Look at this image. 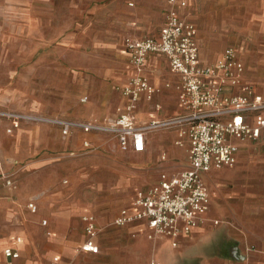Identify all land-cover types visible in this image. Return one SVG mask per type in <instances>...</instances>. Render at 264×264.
<instances>
[{"label":"rangeland","instance_id":"rangeland-1","mask_svg":"<svg viewBox=\"0 0 264 264\" xmlns=\"http://www.w3.org/2000/svg\"><path fill=\"white\" fill-rule=\"evenodd\" d=\"M101 1L0 0L1 91H12L23 107L30 105L46 115L69 118L84 116L89 107L103 109L114 103L118 97L115 85L123 78L125 63L120 51L122 40L132 32L129 22L136 20L142 34H150V28L159 23L162 0L97 4ZM235 20L241 28L244 21ZM263 42H249L250 57L245 61L257 68L258 84H264V72L259 71ZM85 96L88 100L83 102ZM100 133L106 137L93 149L77 150L72 155L69 145L49 152L47 168L52 170L45 178L57 177L59 182L46 186L47 190L22 188L21 200L26 204L41 197L45 212L50 202L61 199L72 208L89 207L102 218L103 253L91 255L73 248L67 255L69 264H148L154 255L152 245L126 228L110 225V219L135 188L156 184L160 168L151 162L142 164L134 153L120 149L114 134ZM30 161H22L18 167L28 168ZM231 168H264V135L244 149L237 165L213 168L203 176L211 192V217L219 223L209 222L204 232L186 243L194 249L199 247L194 264H201L207 245L218 248L208 254L209 264H240L244 260L254 264L264 255L255 252L258 246L254 242L255 237H264V181L245 173H227ZM65 178L70 181L63 183ZM14 190H20L19 180ZM23 209L27 211L24 205ZM26 216L20 214L10 224L0 220V235L22 231L25 238L26 252L11 264H49V250L54 244L40 220L50 217L37 220ZM78 222L70 221L65 239L79 237L82 225Z\"/></svg>","mask_w":264,"mask_h":264},{"label":"crops","instance_id":"crops-1","mask_svg":"<svg viewBox=\"0 0 264 264\" xmlns=\"http://www.w3.org/2000/svg\"><path fill=\"white\" fill-rule=\"evenodd\" d=\"M112 0H103L97 4H108ZM185 1V6H178L179 14L186 20L192 22L197 28V42L199 45V61L201 65H210L216 62L223 51L227 47H233L236 51L238 59L244 65V72L242 76V83L252 87V91L264 97V84L257 83V68L252 65H246L245 61L249 59L250 49L249 42L256 40L259 42L264 40V0H179ZM162 14L159 17V23L150 28L148 35L142 34L140 26L137 25L136 20L132 19L129 22L132 32L124 37L122 40L121 53L124 57L125 63L122 70L123 78L115 85V90L118 97L111 105L103 109H95L89 107L84 116L78 114L73 118L63 115L52 114L46 115L40 108L31 107L27 105L23 107L20 105L16 98L13 96L12 91H1L0 87V173H6L16 182H20V190L7 188L3 181H0V220L8 222L9 224L18 219V215L26 214V217L40 221L48 220L45 227L54 246L51 245L49 250L50 259L49 264H52L53 258L58 257L56 264H69L67 255L74 249L80 247L87 239L85 232L84 216L94 214L97 219L98 225L103 227L104 222L102 218L91 208L86 207L83 210L72 208L70 204L65 201L59 200L58 202H50V207H47L44 212L42 204L44 203L41 197L31 198L26 204L21 200V189L26 188V191L34 190H47L46 186L53 183H58L57 177L46 179V175L52 168L48 166L49 152L58 151L67 148L70 145L72 151L77 150H90L96 145V142H103L106 136L100 132L111 133L117 139L118 146L120 147L119 138L116 133L104 130L86 129L77 126H72L68 134H63V125L48 122V121H33V120H20L18 127L13 126V118L2 113H21L43 116L51 119H58L70 122H87L95 124H106L119 116L120 110L125 106L126 99L122 95L121 87L124 86L128 80L135 74V69L131 60V52L127 48L126 40L141 39L144 37H158L161 28L166 21V15L169 8L168 0H162L161 3ZM244 14V15H243ZM263 14V15H262ZM237 15V16H235ZM235 18L242 23L237 27ZM235 20V21H234ZM237 21V22H238ZM201 30H204L202 34ZM236 31V32H235ZM264 43V42H263ZM260 46L262 58L259 71L264 72V44ZM249 55V56H248ZM254 60V58H253ZM255 60H257L255 58ZM145 73L149 77L152 84L160 88V91L155 95L153 101H148L144 96L140 98L136 110V117L138 125H144L149 121L156 118H170L178 116L184 112L180 102L177 85L180 81V75L173 72L169 66V61L164 54H151L149 55ZM170 84V86H167ZM238 91V88L235 89ZM88 100V96L82 98L83 102ZM160 104L161 108H156V104ZM12 129L11 132H8ZM264 135V131L262 136ZM262 136L260 138H262ZM178 128H165L147 134V148L143 152H134L136 159L141 160L142 164L154 163L153 166H159L157 172L158 177L154 181H160L162 173H166L169 177L179 174L186 168L188 160L189 142L187 138L183 139L181 144H177ZM85 142H89L87 146ZM235 143L239 146L237 154V165L242 157L243 151L253 141H240L236 140ZM121 149V147H120ZM118 149V153H124ZM31 158L28 162V168H20L19 163ZM234 165V166H235ZM182 167V169H180ZM233 167V166H223ZM152 168V167H149ZM216 168V167H213ZM212 168V169H213ZM222 168V167H220ZM146 170V168H143ZM212 169L208 172L212 171ZM264 168H231L227 169V173L231 174H248L251 178L264 181ZM203 174V176L205 175ZM202 176V177H203ZM70 179L65 178L63 183H68ZM153 183V182H152ZM206 185V183H205ZM101 186V185H100ZM150 185H144L135 188L134 192L128 197L126 202L114 213L110 219V225L115 217L119 214L122 208H128L131 212L135 211L133 207L134 199L140 190L149 188ZM207 186V185H206ZM208 187V186H207ZM209 190V188H208ZM211 195V192L209 191ZM35 202L37 211L32 212L28 208L29 202ZM26 207L27 211L23 209ZM212 203L209 202V209L206 219L198 224L197 227L190 234H181L178 238V247L173 248L169 238L158 240L156 244L149 238L151 228L147 220H141L135 223L128 224L120 228L128 229L133 235L138 236L152 245L151 252L154 255L149 258L148 264L155 260L157 264H194L198 261L194 257L195 252L199 251L194 249L186 243L196 239L198 234L204 232L209 222L214 220L211 217ZM78 222L82 225V231L77 239H65L68 234V226L70 221ZM78 222V223H79ZM119 227V226H117ZM104 230V228H103ZM101 231L96 243L99 246V251L83 252L85 254L100 255L103 253L104 234L105 230ZM4 233L0 235V262L14 263L18 261L26 252V243L22 231L16 233ZM20 238V240H18ZM258 248L256 251L264 252V237L257 236L254 238ZM154 244V245H153ZM185 246V247H184ZM11 247L20 253L16 259H7L4 254V249ZM153 249V250H152ZM177 250V251H176ZM218 250L216 246H205V256L203 260L199 261L201 264H209L210 253H215ZM223 250H227L224 248ZM253 251V250H252ZM248 252V251H247ZM244 251V253H247ZM254 252V251H253ZM244 254V255H245ZM258 255V254H256ZM255 255V256H256ZM259 256V255H258ZM262 257V258H261ZM259 256L254 264H264V255ZM242 258H244L242 256ZM246 258V257H245ZM249 259V258H248ZM248 260L241 261L240 264H248Z\"/></svg>","mask_w":264,"mask_h":264},{"label":"built area","instance_id":"built-area-1","mask_svg":"<svg viewBox=\"0 0 264 264\" xmlns=\"http://www.w3.org/2000/svg\"><path fill=\"white\" fill-rule=\"evenodd\" d=\"M169 8L164 26L158 37L141 39L127 38L126 45L131 52L135 74L122 86L126 99L119 116L106 123L70 122L43 116L21 113H2L13 118V126L20 120L48 121L63 125V134L70 127L111 131L117 134L123 150L143 152L147 148V134L165 128H178L177 144L188 139V160L186 168L169 177L162 173L160 181L147 189L140 190L134 199L131 212L122 208L112 224L123 227L141 220H147L151 232L149 238L154 244L169 238L173 248L178 247L181 234H190L207 216L210 202L208 187L203 174L213 167L234 166L237 163L239 146L234 140L255 141L264 131V97L242 83L244 65L238 59L233 47H227L220 58L210 65H201L196 26L183 18L178 6L185 1L168 0ZM151 54L167 56L171 70L180 75L177 85L179 102L184 112L170 118H156L144 125H138L136 110L141 97L153 101L160 88L151 83L145 73L146 61ZM170 86V84H167ZM238 88V91L235 89ZM160 109L161 105L156 104ZM9 129L8 132H11ZM88 146L89 142H85ZM75 154L74 151L71 152ZM0 181L10 189L16 182L6 173H0ZM28 208L37 211L35 202ZM86 241L78 247L83 252H98L96 240L103 230L96 216H84ZM216 224L219 220H214ZM43 225L48 220L42 221ZM20 240V238H18ZM253 248L248 247V251ZM7 259H16L20 253L7 247ZM54 257L52 264H56ZM151 264H157L152 260Z\"/></svg>","mask_w":264,"mask_h":264}]
</instances>
